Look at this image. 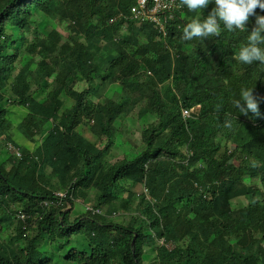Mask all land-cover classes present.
Here are the masks:
<instances>
[{"label": "trees", "instance_id": "1", "mask_svg": "<svg viewBox=\"0 0 264 264\" xmlns=\"http://www.w3.org/2000/svg\"><path fill=\"white\" fill-rule=\"evenodd\" d=\"M75 1H63L64 18L73 16L67 6ZM91 1L104 4L108 0ZM134 2L119 0L115 10L94 7L93 12L101 15V25L98 28L89 25V30L86 29V33L91 30V43L84 46L70 41V49L64 51L57 31L34 43L26 37L32 30L30 20L34 11L51 17L63 8L61 0H0V104L10 100L12 105L29 110L19 127L29 140L34 141L44 124L53 123L34 156L21 147L23 160L14 159L8 172L0 161V222L10 221L18 211L26 215L19 223L17 237L26 243L21 254L0 246V264L51 263L52 253L44 254L40 249L45 241L63 240L58 247L65 250L79 235L90 242L91 252L70 248L67 263L145 264L147 248L156 250L153 264H250L260 256L264 261V192L255 184L248 186L244 182L248 177L253 183L260 179L264 184V126L252 124L260 116L249 113L251 116L246 120L247 116L235 110L232 100L237 93L229 81L230 71L238 76L252 68L258 69L257 94L261 96L259 111L263 114L264 64L247 65L234 59V53L246 43L247 31L229 32L222 27L219 36L182 40V29L195 14L182 6L174 11L166 41L158 38L157 44L151 43L154 36L158 37L152 25L137 26L132 21L128 23L129 32L116 41L115 37L120 34L116 31L122 29L124 20H119L116 26L109 22L121 12H128ZM213 6L209 4L205 8L201 19ZM256 13L264 15L260 9ZM255 23L256 17H250L248 31ZM9 26L23 31L22 46L28 45L32 56H40L41 61L34 70L31 68L36 61L31 59L14 75L17 55H9L13 43V36L7 31ZM77 29L75 32L85 28L80 25ZM144 33L148 34L147 43L143 44L145 50L154 46L158 53L154 59L145 61V66L155 71V77L149 78L146 84L135 82L133 87L130 78L137 70L128 65L127 49L131 43L142 46ZM95 34L97 40L93 38ZM103 42L105 45H101ZM186 45L194 48L187 52ZM102 51L109 54L98 62L96 56ZM60 66L58 81L42 102L40 89ZM114 70L119 71V82H129L133 90L139 88L140 99L145 98L147 90L152 92L140 110L141 116L155 112L159 117L143 132V151L133 160L124 159L106 170L100 160L112 145L114 122L128 111L130 103L125 99L123 103L107 101L91 107L89 96L95 93L94 79L112 81ZM11 76L13 80L9 79ZM84 81L88 89L78 91L76 86ZM166 82L170 86L162 94L158 87ZM32 84L36 86L33 88ZM63 92L74 105L60 114ZM8 94L13 99H7ZM197 107L198 112L185 121L182 109ZM7 113V109L0 108V146L3 139L9 138L7 132L11 129ZM226 115L232 119L230 128L224 126ZM86 119L95 121L92 133L98 139L108 137L105 149L76 131ZM225 143L227 150L220 157L218 153ZM231 146L232 154L228 152ZM232 160L239 164L235 167ZM45 166L52 169L53 175L46 176ZM207 174L213 179L211 185L205 182ZM55 178L57 183L52 186ZM121 181L145 184L153 199L152 202L146 196L140 197L128 225L113 220L117 204L126 212L132 210L129 202L134 199L132 194L120 203L115 194V185ZM71 186L81 198H88L86 193L90 190L98 191L93 207L107 206V212L104 215L87 212L71 221L73 200L70 196L65 200L55 196L56 189L71 191ZM206 193L210 199L204 198ZM238 197L247 198L248 205L234 207L233 200ZM44 201L55 204L46 208ZM257 233L261 234L258 242ZM160 240L165 244L160 245ZM169 243L172 248L167 246Z\"/></svg>", "mask_w": 264, "mask_h": 264}, {"label": "rangeland", "instance_id": "2", "mask_svg": "<svg viewBox=\"0 0 264 264\" xmlns=\"http://www.w3.org/2000/svg\"><path fill=\"white\" fill-rule=\"evenodd\" d=\"M64 0H61V4ZM91 0H76L75 3H70L67 8L73 12L71 14L73 16H69L64 18L62 16L63 11L66 9V6L63 4V8L57 11L56 13L49 17L45 15L43 12H40L39 10L34 11V16L30 20V25L32 27L31 31H28L26 33V37L29 38L31 42H36L38 40H41L42 38H47L48 35L52 31H57L60 36V47L64 51H67L70 49L71 42L74 43L77 42L78 44L82 45H89L91 43L90 34L86 33V29L89 30V25H93L98 28V25H101V15L94 13L93 9L94 7H111L112 9H117L119 0H108L104 4H92ZM75 9V10H74ZM77 12H80L81 14H77ZM197 15L202 16V12L195 13L192 18H195ZM191 19V18H190ZM82 25L85 29L75 32L76 29H79V26ZM129 24L126 25V29H122L119 31H116L118 36L115 37L116 41L120 37H123L125 34L129 32ZM77 29V30H78ZM96 30V28H95ZM7 31L13 36V43L11 42L9 55H17V61L14 65V75H16L25 65L31 60L35 59L36 63L32 66L31 70H34L37 66V64L41 61L40 56H32L28 51V45L21 44V35L23 31L13 28V27H7ZM97 34V32H96ZM94 35L93 38L96 40L98 37ZM147 36L148 34H141V42L142 46L137 47L134 45V43L130 44L128 46L127 52L130 56L128 60V65L134 69L137 70V73L132 75L130 78V82L133 83V87L135 86V82H139L140 85L143 83H148V79L151 77H155V71L150 70L145 66V61L147 59H154L156 55L158 54L156 49H154V46H150L145 50V47L143 44L147 43ZM151 43L157 44L158 43V37L154 36L151 40ZM101 45H105V43H101ZM152 45V44H151ZM193 46L186 45L185 51L189 52L191 49H193ZM114 53V52H113ZM109 54L108 51H102L100 52L96 58L99 62L102 58H106ZM258 69H250L247 70V72H243L242 75H238L232 73L233 71H230L231 76L229 74V81L231 83V89L236 91L237 94L236 97L239 96V92L241 88L248 87V88H255L254 89V95H256L258 101H259V107L261 105V96L257 94V86L259 84L258 79ZM62 66L57 67V72L51 77L50 80L46 81L44 83L43 87L40 89L41 92V101L44 102L47 100V96L50 91L53 89V85L57 83V76L61 73ZM103 73V70H102ZM118 70H114L111 75L113 76L112 81L107 80L104 82L100 78H95L93 82L94 86V94H91L89 96V102L91 107H96L98 105H104L107 101H113L116 103H123L125 99H129V108L128 111L123 114L120 118H118L114 122L115 132L112 137V145L109 147V149L103 150L106 151L104 157L100 160L106 170L111 168L114 164L124 160H133L135 157H137L142 151H143V142H142V136L144 130L147 128V126L157 122V119L159 115L155 112H151L146 114L145 116H141L140 110L142 107H144L147 102L149 96L152 94L150 90H147V95L144 99H140L141 92L139 91V88H136L133 90L131 86H129V82H119L118 80ZM224 75L227 77V72L224 73ZM95 76V74H93ZM10 80H13L12 76L9 78ZM33 88L36 86L35 84H32ZM170 86V82H166L164 84H160L158 89L162 94H165ZM87 82H81L76 86V89L78 91H84L88 89ZM199 90L203 91L202 88H199ZM7 95V99H13L12 96ZM234 97V96H233ZM234 97V98H236ZM61 100L63 101V107L61 109L60 114H62L66 109L69 110L74 105V101H72L71 98L67 96L65 92L61 95ZM1 109H7L8 113L6 115V119L11 124L10 135L12 137H16L17 141L24 145L26 142L24 139V136L22 135V131H17V128L20 127V124L25 121V119L29 115V110L26 108L18 107L15 105H12L10 100H5L2 105L0 104ZM199 110V107L195 108L194 111L197 113ZM240 114V113H239ZM249 116L247 115V119H249ZM246 117V116H245ZM37 121H41V118L37 119ZM95 121L92 120H84L83 124H81L79 127H77V132L81 135H86L87 137L91 138L96 144L100 147V149H105L108 144V137L103 136L101 139H98L92 132L95 127ZM30 126V125H29ZM53 128V123L49 122L43 125L42 131L39 134V139H44V137L49 134L50 130ZM7 135L9 136L8 132ZM7 136V137H8ZM10 137V136H9ZM33 148L37 146L32 145ZM232 147V146H231ZM229 147V148H231ZM228 148V149H229ZM227 150V143H225V146L221 147L220 152L224 154V152ZM14 158L9 155L6 152L4 139L0 146V161L3 163L7 170H11L12 164H13ZM233 163H237L235 160H232ZM8 172V171H7ZM205 182L208 185H211L213 183V179L211 175L207 174L206 177H204ZM57 179H55L56 181ZM244 181L247 184H250L249 178H245ZM57 183V182H56ZM55 185V182L52 180V186ZM256 185V184H255ZM258 188L261 187V190L264 192V187L261 185H257ZM72 188V186L70 187ZM56 191H60L56 189ZM62 191V190H61ZM145 191H149V189L146 187L145 184H129L128 182L121 181L117 185H115V194L118 197V201H126L129 198V194H132L134 196V199H130L129 202L131 204V211L126 212L125 209H122L120 204H117V214H115L113 220L117 223H123L125 225H128L131 221V218H133V214H135L134 209L136 208L137 204L139 203V197L137 194H145ZM150 192V191H149ZM96 191H88L86 194H88V198H81L80 196H76V194H73L70 196V199L73 200V206L70 211L71 212V221H74L77 217L83 216L86 214V207L87 206H93L95 204V194ZM136 195H134V194ZM264 198V197H263ZM86 202H82V201ZM238 205V201L236 202ZM248 203L247 198H242V204L239 205L245 206ZM59 205V204H57ZM238 206V207H239ZM105 213L108 209L107 206H103L100 208ZM22 211H18L14 218H12L8 222H0V246L9 247L12 248L15 252L20 253L22 252L25 241L24 240H18L17 237L19 235V223L23 222L25 219H20L18 217V214ZM2 215V211H0V216ZM1 218V217H0ZM28 234H31L29 231ZM257 240L261 239V234H256ZM64 241L61 240L57 243H51L49 239L45 241L43 244L41 251L45 254L52 253V256L50 257L51 263L48 262V264H73V263H67L66 256L70 252V248H76L80 250L81 252H91V245L90 242L86 239L85 236L79 235L75 236L72 239V244L70 248H67L65 250H59L58 244H63ZM168 246H172V244H168ZM145 253L147 254L145 256V264H151L153 262L154 258V250L152 249H145ZM45 258V257H44ZM155 261V260H154ZM260 262H264L259 257L257 260L252 261L254 264H260ZM154 263V262H153ZM152 263V264H153Z\"/></svg>", "mask_w": 264, "mask_h": 264}, {"label": "clouds", "instance_id": "3", "mask_svg": "<svg viewBox=\"0 0 264 264\" xmlns=\"http://www.w3.org/2000/svg\"><path fill=\"white\" fill-rule=\"evenodd\" d=\"M209 4H213L214 6L212 7L211 11L203 17V19L197 15L190 22L185 24L182 29L181 39L184 41H192L194 38L219 36L222 27L229 32H234L237 30L242 32L247 31L248 34L246 43L242 44L234 53V59L241 64L251 65L253 62L264 64V15H257L256 13L257 9L264 11V0H180V6L185 7L189 12L192 13L204 12L205 8H207ZM253 16L256 17L255 27H253L251 31H248L246 25L249 21V18ZM254 89L255 88L248 87L241 88L238 98H234L232 100V105L240 114L247 116L249 113H252L258 117L260 116L261 119L264 113L262 114L259 111V101L256 95H254ZM194 113L195 111L193 110V114ZM257 122L258 121L256 120L253 121V126L254 123ZM224 126L229 128L232 127V119L227 115L224 120ZM4 143L6 152L9 155H11L16 160H23L24 154L20 147L11 141H8L7 139H4ZM7 143L13 144L21 151L23 154L22 159L17 158L7 150ZM233 150L234 148L232 146L229 148L228 152L232 154ZM235 161L238 165L239 162L237 160ZM186 162V165H189V162ZM232 165H234L233 162ZM198 166L202 167L201 165ZM195 186L199 188L198 183H196ZM62 192H68L69 196H72L75 191L72 188L71 191H56L55 196L56 194ZM201 192L205 191L203 190ZM207 195L208 198L206 199H210V195ZM141 196H146L147 199L153 202L149 191L145 192V194H139L138 197L140 198ZM45 202L46 201H44L43 204ZM262 205L264 206V198L262 199ZM159 244L164 245V240H160ZM170 248H172V246Z\"/></svg>", "mask_w": 264, "mask_h": 264}, {"label": "built area", "instance_id": "4", "mask_svg": "<svg viewBox=\"0 0 264 264\" xmlns=\"http://www.w3.org/2000/svg\"><path fill=\"white\" fill-rule=\"evenodd\" d=\"M180 8L181 6L178 0H135L134 4L130 7V10L128 12H121L118 16L111 18L109 24L112 26H116L118 25L119 20H124L123 29H126V25L130 21L134 22L137 26L152 25L153 29L158 34L159 40L166 41L169 36L170 22L175 18L174 11ZM182 116L185 121L192 118L193 110L183 109ZM254 126H264V115L257 123H254ZM7 150L12 155L16 156L19 159H22L23 154L13 144L7 143ZM236 165L237 163H234V166ZM68 196V192L56 194V198L60 200H65L68 198ZM204 197L208 198V195L205 194ZM54 204V201H46L44 203V206L46 208H49ZM86 212L104 215L103 210L96 209L93 206H87ZM18 217L20 219H25L26 215L20 212L18 214Z\"/></svg>", "mask_w": 264, "mask_h": 264}, {"label": "crops", "instance_id": "5", "mask_svg": "<svg viewBox=\"0 0 264 264\" xmlns=\"http://www.w3.org/2000/svg\"><path fill=\"white\" fill-rule=\"evenodd\" d=\"M23 123V122H22ZM22 123L20 124V126L22 125ZM11 130H13V129H11ZM17 131H20V128H17ZM21 132V131H20ZM22 133V135L24 136V139H25V143H24V145H21L16 139V137L14 136V137H12L11 135H10V131H8V134H9V138L8 139H10V140H8L7 138V140L8 141H11L12 143H14L15 145H17L18 147H23V148H25L26 149V152L27 153H29L30 155H33L34 156V154L36 153V151L42 146V143H43V141L45 140V138L48 136V134L44 137V139L42 140V139H39L40 137H39V135L37 136V137H35L34 138V141H32V140H29L24 134H23V132H21ZM84 137H86L87 139L89 138V137H87L86 135H83ZM90 139V138H89ZM37 144V146L35 147V148H33V146L32 145H36ZM218 155L220 156V157H222L223 156V154L219 151V153H218ZM44 172H45V174H46V176H51V175H53V171H52V169L49 167V166H45L44 167ZM56 179V178H55ZM55 179H53V181L55 182V184H56V182H57V180L55 181ZM250 180V179H249ZM245 182V181H244ZM246 183V182H245ZM247 184V183H246ZM251 184H256V186L257 185H261V186H263L264 187V184H262L261 182H260V179H257V180H254V183H253V180H251L250 181V184H247L248 186H250ZM49 189H52L51 187H48ZM260 189H261V187H260ZM92 191H96V190H92ZM96 195L98 194V191H96V193H95ZM134 194V193H133ZM96 195H95V197H96ZM135 195V194H134ZM136 196V195H135ZM137 196H139V194H137ZM242 198L243 197H238V198H236V199H234L233 200V205H234V207H238L239 205H241L242 204ZM245 198V197H244ZM78 201H82V200H79L78 199ZM238 201V203H239V205L236 203ZM82 202H86V201H82ZM246 205H248V203L246 204ZM245 205V206H246ZM244 205L243 206H239L240 208H242V207H245ZM131 220H132V218H131ZM130 223V222H129ZM123 224V223H122ZM125 225V224H124ZM255 239H256V241L258 242V240H257V237H255ZM260 240V239H259ZM256 242V243H257ZM58 246H59V244H58ZM59 248V247H58ZM239 248V251L238 252H241L242 251V249L240 248V247H238ZM60 250V249H59ZM155 251V253H154V255L156 254V250H154ZM260 258H261V260L263 261V259H262V256H260ZM250 264H254V263H250ZM257 264V263H256ZM260 264H264V262H260Z\"/></svg>", "mask_w": 264, "mask_h": 264}, {"label": "water", "instance_id": "6", "mask_svg": "<svg viewBox=\"0 0 264 264\" xmlns=\"http://www.w3.org/2000/svg\"><path fill=\"white\" fill-rule=\"evenodd\" d=\"M135 241H133V244H134Z\"/></svg>", "mask_w": 264, "mask_h": 264}]
</instances>
